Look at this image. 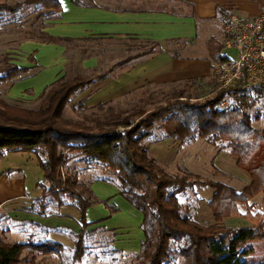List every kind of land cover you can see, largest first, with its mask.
I'll use <instances>...</instances> for the list:
<instances>
[{
	"label": "trees",
	"instance_id": "1",
	"mask_svg": "<svg viewBox=\"0 0 264 264\" xmlns=\"http://www.w3.org/2000/svg\"><path fill=\"white\" fill-rule=\"evenodd\" d=\"M71 1L80 7L93 6L83 0ZM34 3L56 14L63 12L60 0H35ZM4 12L14 14L17 9L0 5V14ZM68 41L71 40L50 35L42 39L45 44ZM207 46L209 57L216 65L232 61L225 53L226 38L221 42L211 37ZM160 51L161 45L153 43L150 51L130 57L118 66ZM26 72L25 68L6 63L5 67H0V86ZM106 77L60 79L45 92L37 110L13 106L0 98V162L8 154H29L37 160L43 172V181L38 184L43 196L35 202L39 215L47 216L50 202L59 208L72 205L80 213L81 231L70 260L83 261L88 242L97 232L88 231L86 212L99 200L87 185L79 182L75 170L64 171L70 162L78 160L102 166L106 176L98 180L115 182L120 195L143 214L145 240L140 253L132 255L130 264H176L179 259L183 264H264V258L259 262L242 260L255 253L251 243L259 244L264 257V221L250 228L223 225L225 219L239 214L240 205L246 206L260 195L264 203V128L257 130L246 112L257 101L264 100V87L248 90L244 82H239L234 87L219 90L216 80L199 79L191 81L192 86L200 90L204 84L213 85L214 90V96L203 103L181 100L187 98L182 91L176 92L165 106L149 113L137 107L124 116L91 119L89 125L67 120L64 112L72 98ZM231 95L237 96L236 103L221 108L225 98ZM256 120L260 121V116ZM158 122H162L165 140L206 139L211 146L228 150L237 159V167L249 175L250 183L238 191L223 183L201 181L188 171L178 175L167 173L145 146ZM195 185L215 191L207 203L214 225L201 224L183 210L178 195ZM28 247V244L9 243L0 236V264H19ZM34 248L43 254L57 255L61 263L66 259L62 245L46 243ZM110 252L119 254L112 249ZM26 262L34 264V259Z\"/></svg>",
	"mask_w": 264,
	"mask_h": 264
},
{
	"label": "crops",
	"instance_id": "2",
	"mask_svg": "<svg viewBox=\"0 0 264 264\" xmlns=\"http://www.w3.org/2000/svg\"><path fill=\"white\" fill-rule=\"evenodd\" d=\"M60 1L62 17L49 30L53 37L71 41L138 39L159 43L162 48L160 52L119 66L116 75L100 80V85H95L81 97L89 107L147 87L174 86L199 79L208 81L216 67L207 46L208 40L214 36L212 29L215 23L221 21L225 24L231 14L256 17L264 11V0H102L101 4L93 2L89 7L76 6L71 0ZM57 46L44 44L40 48L54 56L48 60L43 74L33 78L32 84L38 92L60 74L63 63L57 58ZM63 51L64 48L59 53ZM125 60L123 58L118 63ZM197 140L191 142L198 143L202 139ZM168 141L172 139L163 142ZM222 152L219 150L217 156ZM18 159L23 164L21 169H17ZM29 170L35 172V179ZM38 170L37 160L29 154H8L0 162L1 231H6L10 243L29 244L30 247L54 243L71 251L81 231L80 213L72 205L59 208L54 202H50L47 216L35 211V202L43 196L38 188L43 181V172ZM74 170L79 171L77 166ZM249 178L244 177V180L250 182ZM87 183L99 200L86 212V220L90 224L88 231L96 230V236L99 233L111 235V249L118 255L140 253L145 240L143 214L120 195L117 184L112 180L92 178ZM205 214L206 221H203L211 223L208 221L209 213ZM228 219L236 220V217ZM57 257L54 254L46 260L51 264H62L56 260Z\"/></svg>",
	"mask_w": 264,
	"mask_h": 264
},
{
	"label": "rangeland",
	"instance_id": "3",
	"mask_svg": "<svg viewBox=\"0 0 264 264\" xmlns=\"http://www.w3.org/2000/svg\"><path fill=\"white\" fill-rule=\"evenodd\" d=\"M34 1L0 0V5L17 9V12L14 14L8 12L0 14V67H5L6 63H9L27 69V72L21 77L14 78L0 86V98L10 105L37 110L41 106L45 92L58 80H71L77 76L88 80L96 79L95 77L100 75H106L107 77L116 75L119 60L123 58L128 59L150 51L153 47V43L138 39L110 40L95 38L55 44L58 45L57 58L60 63H63L60 74L55 76L52 83L47 84L43 91L38 92L32 84L33 78H37L43 74L47 69L45 65L48 63V60L54 56L53 53L44 52V50L40 49L45 44L42 42V39L44 35H50L49 30L53 29L60 22L62 14L40 9ZM83 2L87 4L93 2L101 4L102 0H83ZM225 24L219 21L215 23L212 29V34L214 35L212 37H216L221 42L225 40ZM63 48L62 54L61 52L59 53ZM173 48L178 49L175 45H173ZM39 52L43 56H40L41 53L39 54ZM225 53L233 59L237 55L233 49H227ZM215 68L213 77L209 79L210 81L216 78ZM100 83V80L93 82V84L72 98L64 112L67 120L74 123H87L89 125L91 119L124 116L137 107H142L149 113L159 107L165 106L176 92L182 91L185 92L187 98H181V100H188L190 103H203L206 99L214 96L213 85L204 84L205 86L198 90L196 85L192 86L191 82H187L174 86H152L135 90L128 95L117 96L113 100H103L89 107L81 101V97H84L83 95L89 89H93L92 87L98 86ZM236 100L237 96H228L220 107H232L236 103ZM246 112L253 119V126L257 130H262L264 128V100L257 101L254 107L246 109ZM258 116H260V121L256 120ZM161 125L162 122L156 124L151 137L145 141V146L149 150V155L156 159L158 164L167 173L178 175L183 171H188L200 177L201 181L223 183L238 191H242L250 183L244 180V177L247 178L249 175L244 176L247 173L237 167V159L228 150H223L217 156L218 151H222V149L211 146L206 139H198L199 141L201 140L198 143L191 141L181 142L173 139L164 143L165 139H163ZM19 160H17L19 167L17 169H21L23 165ZM76 166L79 169L76 172L79 182L83 185H87L89 179L106 176L102 166L87 164L78 160L70 162L64 168V171H73ZM83 170H90V172L85 173V171L82 172ZM28 172L34 179L36 178L34 171L29 170ZM38 172L42 173L40 172V168ZM249 181H251L250 178ZM214 193L215 191L211 188L195 185L194 188H189L179 194L178 198L182 203L185 213L188 212L197 221L201 219V224L214 225L215 220L207 205ZM250 205L252 206L250 207ZM205 213H209L210 217L208 221L211 223L205 222ZM234 217H236V220L227 218L228 220H224L223 225L241 228L258 226L260 221H264L262 195L250 200L246 206L240 205L239 214ZM2 220L3 216L0 213V236L9 242L6 231H1ZM110 239L111 235L107 233L95 235L88 242L89 248L83 261L80 263H73L70 260L71 251L74 248L69 251L64 247L66 259L62 262L64 264H130L132 256H121L110 252L111 246H108ZM34 247L32 245V247L24 250L19 264H28L26 261L32 259H34V264H51L46 259L54 254H43V252L36 250ZM250 247H255V253L243 257L242 260L246 262H259L263 260L264 257L259 244L251 243ZM56 260L60 261L59 257ZM176 264H183V260L179 259Z\"/></svg>",
	"mask_w": 264,
	"mask_h": 264
},
{
	"label": "built area",
	"instance_id": "4",
	"mask_svg": "<svg viewBox=\"0 0 264 264\" xmlns=\"http://www.w3.org/2000/svg\"><path fill=\"white\" fill-rule=\"evenodd\" d=\"M228 49L236 58L215 68L218 89L234 87L244 82L246 89L264 87V11L256 17L229 15L225 24Z\"/></svg>",
	"mask_w": 264,
	"mask_h": 264
}]
</instances>
